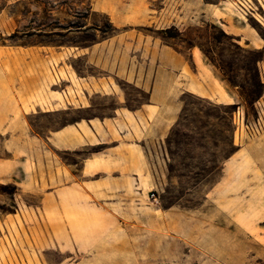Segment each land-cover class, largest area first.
<instances>
[{
  "label": "rangeland",
  "instance_id": "obj_1",
  "mask_svg": "<svg viewBox=\"0 0 264 264\" xmlns=\"http://www.w3.org/2000/svg\"><path fill=\"white\" fill-rule=\"evenodd\" d=\"M154 42L185 56L199 51L231 86L256 78L258 94L264 0H0V46L34 48L13 56L31 63L4 69L42 81L46 93L33 105L47 110L0 119V145L9 137L2 132L22 126L44 140L37 149L49 170L26 187L0 178V264H264V164L256 161L264 93L261 106L255 101L260 120L247 126L230 95L222 102L183 92L165 136L147 140L139 178L93 175V155L112 142L58 149L46 141L64 126L92 134L94 117L149 104L150 88L135 79L151 76ZM133 123L135 136L149 127L144 118Z\"/></svg>",
  "mask_w": 264,
  "mask_h": 264
},
{
  "label": "crops",
  "instance_id": "obj_2",
  "mask_svg": "<svg viewBox=\"0 0 264 264\" xmlns=\"http://www.w3.org/2000/svg\"><path fill=\"white\" fill-rule=\"evenodd\" d=\"M93 10L106 11V8H102L101 3L95 2ZM153 45L154 66L151 76H147L145 72H137L135 79L141 87L150 88L149 104L146 105L150 109L145 105L132 111L119 107L112 119L100 118L99 122H96L94 117L93 126L86 124L92 134L89 132L82 134L80 128L75 127L73 130L64 126L52 131L46 137V141L51 142L58 149H73L86 144L97 146L112 142L111 147L93 155V175L101 174L105 177L113 174L111 178H139L145 171L143 153L147 140L160 141L175 122L180 109L179 95L183 92H191L208 99L221 98L222 102L231 98L221 81L215 78L211 67L204 62L199 51L192 48L185 56L168 45H156L155 42ZM94 48L93 45V51ZM33 51L34 48L31 47L0 46V119L2 120L25 119L29 114L47 111L41 108L43 104L33 105V101L39 98V95L43 97L46 93V85L42 81L15 71L11 74L4 69L6 64L14 61H25L28 65L32 59L13 56L33 55ZM55 101L60 104V100ZM141 118L148 122L149 127L139 129V136H135L132 129L133 120L139 126ZM109 123L118 136H113ZM1 134L9 136L4 137L5 142L0 145V150L8 152L9 155L0 157V178H13V176L20 178L17 184L23 187L28 184L27 178H48V166L43 163L46 153L37 149L40 146L39 142L44 141L42 138L39 140L32 136L22 126L19 131L6 130ZM259 147L263 148L264 144L261 146L256 144V150ZM123 151L121 157L124 156L125 161L119 159L121 158L119 154ZM109 153L113 156V160H116L113 165L105 160ZM256 161L263 165L264 155L256 153ZM56 173L57 168L53 169V174Z\"/></svg>",
  "mask_w": 264,
  "mask_h": 264
},
{
  "label": "trees",
  "instance_id": "obj_3",
  "mask_svg": "<svg viewBox=\"0 0 264 264\" xmlns=\"http://www.w3.org/2000/svg\"><path fill=\"white\" fill-rule=\"evenodd\" d=\"M79 26H81V25H79ZM202 57H203L204 62L207 65H209L205 61L204 56H202ZM211 64H213V63H210V65ZM220 80H221V82L224 83L228 94L232 97L233 104L231 105L232 107H230V109H232V111H233L234 108L237 106L242 107L244 110L245 124L247 126H249L251 124V122H253V118L255 117V115H257V108H255V101H257L263 93V85L261 83L260 78H258V83L260 86V91L258 92V94H256V78L254 79V82L250 86H244V85H240V86L232 85L231 86V85H229L231 83L230 81H228V83H227L223 78H221ZM233 86L234 87L236 86L239 89L238 96L240 98H242V100H237L235 93L232 91ZM231 114H232V112H231ZM16 189H17V186L15 184H12L11 185V191L9 192L11 197L16 192Z\"/></svg>",
  "mask_w": 264,
  "mask_h": 264
},
{
  "label": "built area",
  "instance_id": "obj_4",
  "mask_svg": "<svg viewBox=\"0 0 264 264\" xmlns=\"http://www.w3.org/2000/svg\"><path fill=\"white\" fill-rule=\"evenodd\" d=\"M258 69H259V78H260L261 83L263 85V93H264V60L259 64V68ZM263 96H264V94H263ZM263 96L261 95V97H263ZM257 101H256V103H257ZM258 103H259L260 106L262 105L260 101H258ZM260 117H261L260 116V112H258V108H257V116H256L257 122L260 120ZM150 198L152 199V201H153L154 204H158V200H157V197H156V195H155L154 192H151L150 193Z\"/></svg>",
  "mask_w": 264,
  "mask_h": 264
}]
</instances>
